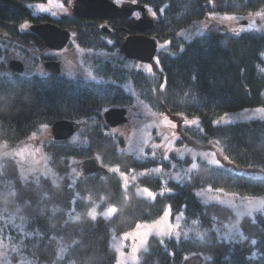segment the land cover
I'll use <instances>...</instances> for the list:
<instances>
[{
  "label": "trees",
  "instance_id": "16d2710c",
  "mask_svg": "<svg viewBox=\"0 0 264 264\" xmlns=\"http://www.w3.org/2000/svg\"><path fill=\"white\" fill-rule=\"evenodd\" d=\"M8 1L0 0V28L16 27L22 21L23 6L41 0H15L20 8L14 6L11 11L1 5ZM128 1L145 5L156 16L155 28L147 32L158 43L150 63L152 73L101 61L93 71L101 79L98 85L85 81L73 89L76 82L46 84L27 79L6 84L0 91V144L5 146L14 147L58 120L85 124L73 140L51 138L45 150L53 177L25 180L14 159L2 161L0 236L8 261L116 264L112 237L155 222L170 208L173 218L183 212L188 233L177 238L151 237L137 264H183L193 255H201L203 264H264V208L241 217L245 239H226L227 226L239 218L231 208L204 204L196 195L203 188L241 198L264 195V178L199 160L198 169L187 180L169 181L168 191L154 200L138 196L134 188L124 187L121 175L157 164L169 168L171 161L183 160L171 154L167 160L144 161L128 154L124 138L104 121L106 109L137 100L177 124L190 123L195 142L205 148L217 142L236 166L264 170V120L220 121L232 112L264 107V26L238 34L211 27L188 42L180 37L182 30L210 15L246 16L264 0ZM91 24L79 19V43L85 48L120 51L124 39L137 34L130 20L111 23L115 31L111 46L101 38L104 33L95 30L98 24ZM88 159H97L108 173H71L72 160ZM139 182L156 192L164 188L158 176H146ZM110 207H116L110 218L91 216L92 211Z\"/></svg>",
  "mask_w": 264,
  "mask_h": 264
},
{
  "label": "rangeland",
  "instance_id": "374dc122",
  "mask_svg": "<svg viewBox=\"0 0 264 264\" xmlns=\"http://www.w3.org/2000/svg\"><path fill=\"white\" fill-rule=\"evenodd\" d=\"M120 1L116 0L113 2H117L118 5V3H123ZM71 5H73L72 0H68L67 2L63 0L62 2L52 1L48 6L42 5L39 7H41V11L44 8L51 9L53 16H58L60 13L72 14ZM146 14L156 22V16L150 10H147ZM262 26H264V4L246 16L226 13L210 15L206 19L198 21L182 30L180 37L188 42L202 37L211 27H219L226 32L238 34L260 31ZM109 43L112 42L110 41ZM159 49H162V47H159ZM79 53V74L88 73V71L92 72V63L95 60L99 62L110 61L112 64L117 63L121 67H127V69L143 70L147 74L153 72V67L150 64H142L137 59L136 62H132L130 61L131 59L126 58L121 50L102 53L101 50L94 49V51L87 50ZM73 65H77L76 60L73 57L68 58L65 63V70L69 71ZM111 108H126L129 110L127 115L128 122L114 129V132L122 136L125 140V152L133 154L144 161L167 160L171 154H176L179 160H183L182 163L171 161L169 168H165L162 164H157L141 171L136 172L131 170L130 173L121 175L124 187L126 189L134 188V192L138 196L154 200L157 194L168 191L166 184L169 181L184 182L187 180L189 175L198 169L199 160L214 166L240 171L246 174V176L264 178V170L261 168H241L236 166L234 162L223 155L217 142L209 143L208 148L195 142L190 131V128L194 126H190V123L177 124L169 116L151 112L145 104H140L137 100L129 106L122 107L120 105H113ZM251 119L264 120V107H253L232 112L224 115L220 121L221 123H232ZM180 121L183 122L184 120L180 119ZM51 138V127L44 126L39 133L29 136L14 147L0 144V168L2 161L10 158L16 161L20 173L25 180H33L42 176L53 177V170L45 150ZM75 138L76 136L73 139ZM185 160L188 161L184 162ZM81 162L83 161L72 160L69 163L72 174L81 173ZM146 176L161 177L164 188L156 192L142 186L139 180ZM196 195L204 204L216 203L231 208L239 218L236 223L227 226L225 233L227 235L225 237L226 239H245L239 225L241 217L253 216L264 208V195L241 198L210 188L200 189L196 191ZM115 212L116 207H110L102 212L92 211L91 216L110 218ZM183 217L184 214L181 212L173 218L172 210L167 208L165 213L159 219L155 220V222L140 224L132 231L119 236H113L111 239V247L117 254L116 264H137L140 253L146 248L148 240L153 236L161 238L176 236L177 238L182 234H187L188 229L186 230L183 227ZM0 264H11L7 259L1 236Z\"/></svg>",
  "mask_w": 264,
  "mask_h": 264
},
{
  "label": "flooded vegetation",
  "instance_id": "af4514ba",
  "mask_svg": "<svg viewBox=\"0 0 264 264\" xmlns=\"http://www.w3.org/2000/svg\"><path fill=\"white\" fill-rule=\"evenodd\" d=\"M52 1L62 2L63 0H41L40 2L26 4L23 6L21 12L22 21L16 27L0 28V91H2L3 86L6 84L10 86L12 83L20 82V80L23 82L27 79L28 81L39 79L44 81L46 84H51L52 80H65L66 82H71L74 84L76 82L75 85L73 84L74 86L72 85L73 89H79V86H82V83L85 81L86 83H94L97 85L100 83L101 79H99L97 76L95 77L94 73H92L95 68L98 67L96 65L99 64V61L95 60L92 63V72L88 71V73L79 74V52H84L87 50L94 51L95 49L85 48L79 43V19L82 18L75 16L72 7L73 5H71L72 14L69 15L60 13L58 16H53V13L51 12L52 10L45 8L43 11H41V7L39 6H48ZM73 2L74 0H72V3ZM120 2H124V0H121ZM115 4L117 5V2ZM120 4L121 3H118L119 6ZM1 5L8 11L14 10V6L16 9L20 8V4H18V2L15 0H9L8 3ZM140 16V12H134L132 16L127 19H113L108 21L99 19L84 20L94 23L91 25L98 24L97 28H95L97 31L98 28L102 31L103 26H107L109 33L102 31L104 35H101V38L110 42L113 40V35L115 33L111 23H119L120 21L126 20L133 22L134 18L137 19ZM25 25H27V27H25ZM44 25L56 26L60 30L68 32L69 40L63 49H54L48 47L46 43L37 35L35 29ZM111 44L112 43H109L108 45ZM101 52L105 53L107 51L101 50ZM72 57L76 60L77 65L71 66L69 72L65 70V63L67 62L68 58ZM12 61L21 62L24 70L21 73L14 70L11 67ZM47 63H57L60 72H53L49 67H47ZM128 112L129 110H127V115ZM58 121L81 123L79 120ZM81 124L82 129L85 127V124ZM77 134L78 131L68 140H72L75 136H77Z\"/></svg>",
  "mask_w": 264,
  "mask_h": 264
},
{
  "label": "water",
  "instance_id": "95a60500",
  "mask_svg": "<svg viewBox=\"0 0 264 264\" xmlns=\"http://www.w3.org/2000/svg\"><path fill=\"white\" fill-rule=\"evenodd\" d=\"M73 11L76 17L83 19H127L134 12H140L141 16L133 19L137 34L128 36L122 46L125 56L131 60H136L142 64H150L158 52V43L147 32L155 28V21L148 15L145 5H139L132 1H125L116 5L111 0H74ZM102 31L109 33L108 27L103 26ZM37 35L48 47L63 49L69 40V34L56 26L44 25L35 29ZM11 67L17 72L24 70L21 62L12 61ZM53 72H60L57 63H47ZM104 121L112 129L125 125L128 122L127 110L125 108H110L104 112ZM82 127L81 123L57 121L51 128L55 141H65L70 139ZM80 168L85 175L94 172L108 173L97 159H88L80 164ZM201 255H193L186 259L183 264H203Z\"/></svg>",
  "mask_w": 264,
  "mask_h": 264
},
{
  "label": "snow or ice",
  "instance_id": "6c2138e0",
  "mask_svg": "<svg viewBox=\"0 0 264 264\" xmlns=\"http://www.w3.org/2000/svg\"><path fill=\"white\" fill-rule=\"evenodd\" d=\"M25 27H27V25H25Z\"/></svg>",
  "mask_w": 264,
  "mask_h": 264
}]
</instances>
